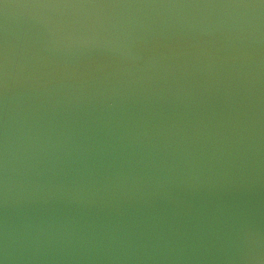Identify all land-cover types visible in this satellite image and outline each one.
Wrapping results in <instances>:
<instances>
[{
    "label": "water",
    "instance_id": "obj_1",
    "mask_svg": "<svg viewBox=\"0 0 264 264\" xmlns=\"http://www.w3.org/2000/svg\"><path fill=\"white\" fill-rule=\"evenodd\" d=\"M0 264H264V0H0Z\"/></svg>",
    "mask_w": 264,
    "mask_h": 264
}]
</instances>
